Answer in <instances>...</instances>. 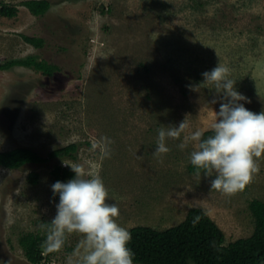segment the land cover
Wrapping results in <instances>:
<instances>
[{
  "label": "rangeland",
  "instance_id": "1",
  "mask_svg": "<svg viewBox=\"0 0 264 264\" xmlns=\"http://www.w3.org/2000/svg\"><path fill=\"white\" fill-rule=\"evenodd\" d=\"M0 1L17 6L14 17H0V62L32 54L60 68L51 76L23 66L0 70V152L25 147L46 157L78 146L74 158L0 166V264H31L18 239L47 231L57 214L56 163L98 174L125 229L162 230L199 207L225 244L252 233L248 203L264 201V156L252 183L229 197L211 189L215 175L187 170L195 144L178 145L197 129L210 130L223 101L202 73L218 64L247 97L239 103L264 111V0H49L41 17L21 5L25 0ZM23 34L43 38L42 47ZM183 121L180 139L166 140L170 151L154 155L158 130ZM82 240L66 234L59 252L43 249L41 264H76Z\"/></svg>",
  "mask_w": 264,
  "mask_h": 264
},
{
  "label": "clouds",
  "instance_id": "2",
  "mask_svg": "<svg viewBox=\"0 0 264 264\" xmlns=\"http://www.w3.org/2000/svg\"><path fill=\"white\" fill-rule=\"evenodd\" d=\"M202 75L203 84L222 94L223 102L219 111H214L210 125L213 135L204 138V132L197 129L184 137L178 147L183 150L190 142L194 143L190 163L196 169V175H215L211 189L230 197L242 192L260 171L258 160L264 156V111L257 114L239 103L247 101V97L235 89L236 80L230 78L227 66L218 64ZM186 127V121H183L178 127L159 129L154 155H166L170 151L166 140L180 139ZM96 147L97 144H93V149ZM104 147L105 157L110 156L106 144ZM70 167L75 173L74 178L51 185L53 194H59V203L47 232L45 251L59 252L66 234L78 233L83 236V251L77 249L76 264H133L134 253L128 247L131 234L117 223L120 211L116 204L107 202L109 193L102 178L86 172L80 165ZM199 219L197 216L193 224ZM68 264L73 261L70 259Z\"/></svg>",
  "mask_w": 264,
  "mask_h": 264
},
{
  "label": "trees",
  "instance_id": "3",
  "mask_svg": "<svg viewBox=\"0 0 264 264\" xmlns=\"http://www.w3.org/2000/svg\"><path fill=\"white\" fill-rule=\"evenodd\" d=\"M34 16H43L49 9V0H25L21 2ZM17 13V6L0 1V17L12 18ZM24 42L35 48L43 45L39 36L22 35ZM15 66H23L51 76L60 68L35 55L21 58H10L0 62V70ZM213 135L211 130L204 131V138ZM78 146L75 143L51 150L46 157L36 151L16 147L0 152V166L7 169H17L24 164L43 163L52 159L74 158ZM187 170L196 173L189 163ZM51 181L72 179L74 172L60 164H55L50 170ZM38 174L29 172L27 179L36 183ZM248 208L253 217L254 227L247 237H241L225 244V236L216 223L199 207L190 208L184 219L176 225L159 230L150 226L137 225L127 229L131 234L128 247L133 251V264H264V201L252 199ZM199 216L195 225L193 220ZM48 229L51 221L46 222ZM47 231L36 235L32 232L23 234L18 242L26 260L31 264H41L45 256Z\"/></svg>",
  "mask_w": 264,
  "mask_h": 264
}]
</instances>
